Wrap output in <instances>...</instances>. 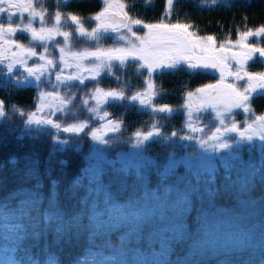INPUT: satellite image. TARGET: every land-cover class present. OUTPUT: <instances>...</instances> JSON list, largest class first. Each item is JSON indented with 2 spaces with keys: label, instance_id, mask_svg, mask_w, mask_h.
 Listing matches in <instances>:
<instances>
[{
  "label": "snow or ice",
  "instance_id": "1",
  "mask_svg": "<svg viewBox=\"0 0 264 264\" xmlns=\"http://www.w3.org/2000/svg\"><path fill=\"white\" fill-rule=\"evenodd\" d=\"M74 2L56 0L49 15L42 0H0V149L12 136L23 151L0 160V171L11 165L19 177L11 190L0 180V264H264V110L253 104L264 97V23L217 40L181 22V0H166L154 22L132 14L136 0H100L88 15L61 10ZM129 64L141 81L133 90L117 74ZM180 71L218 78L182 85L177 106L157 103L167 93L156 77ZM105 76L118 87H102ZM29 89L28 110L12 102ZM111 106L152 119L121 139L126 122ZM177 115L183 122L171 131L156 119ZM45 136L41 171L36 142ZM69 151L79 157L71 172L56 160Z\"/></svg>",
  "mask_w": 264,
  "mask_h": 264
},
{
  "label": "trees",
  "instance_id": "2",
  "mask_svg": "<svg viewBox=\"0 0 264 264\" xmlns=\"http://www.w3.org/2000/svg\"><path fill=\"white\" fill-rule=\"evenodd\" d=\"M128 3H132L133 0H127ZM166 0H150V6L144 7L146 0H136V8L133 10L134 15H139L141 18L154 22L160 18L163 13L165 7ZM233 7L230 9L226 8H218L215 11H200L194 5L192 0H181L179 4L176 5V12L179 14V19L181 22H189L195 25L196 30L199 31L201 35H215L217 40L223 39L229 33H231V38H236V30H243L247 27H256L259 24L264 23V0H232ZM100 0H75L68 8H64L62 11H77L80 14L88 15L94 13L99 9ZM54 11H49V15H51ZM185 14H187L185 16ZM245 17L247 20L245 21ZM177 18L176 13L173 15V20ZM112 43L111 40L105 41V45H110ZM74 44L77 47H85L90 45H85L81 41H77L74 38ZM58 55V53H56ZM118 75L121 76V80H129L132 89L141 86V81L135 76V68L133 65L129 64L126 72H118ZM217 76L211 75H192L190 76L185 71H180L175 74H166L163 76L156 77V83L163 88V90L167 93L162 98H158L157 103L167 102L172 104L173 106H177L181 102V93L183 91L182 85L189 84L191 88H195L200 86L203 83L215 82ZM102 87H118L114 80L109 79L107 76L101 82ZM92 85L89 84V88ZM0 95H3V90H0ZM34 95V89L24 90L21 92H13L12 93V102L17 103L19 106L24 107L25 110L32 105V96ZM259 99V98H257ZM257 99L254 100L253 104L256 110ZM79 101H77V106ZM263 103L261 102V107H263ZM112 114L113 118H122L126 122V131L124 132V137L126 138L130 133L138 127L143 126L145 129L148 127V123H143L145 121L150 122L151 117L147 113L138 114L136 108H121L119 106H111L108 109ZM10 115L12 113L10 112ZM86 113L83 111L80 112V118H85ZM236 118L239 121L243 119L237 116ZM159 119L161 124L165 126V131H171L172 126L174 125L177 129H179L181 123L183 122L182 116H174L171 120L164 119L163 117H156ZM202 119L205 123H210V116H202ZM72 117L69 116V122H71ZM11 123L13 125L20 124V120L13 117ZM4 129H0V132H3ZM18 134V133H15ZM63 138V137H62ZM25 143H29L25 141ZM16 141L12 136L9 137V148L8 149H0V160H4L10 152H17L15 148ZM85 150L87 149V140L84 141ZM120 147H126V145H120ZM36 148L39 152V158L41 161L40 167L41 171H43L44 164L48 159V151L51 148V138L50 136H45L41 138V141L36 142ZM161 149L158 145H152V154H156L160 152ZM18 156L23 155V151L17 152ZM78 154L69 151L68 153H58L56 160L59 159H67L68 165L66 166V170L68 172L72 171V165L75 160H77ZM247 158V157H245ZM19 168L24 167V161L21 159L18 165ZM54 172L53 178H60L59 168L60 165L54 161L53 163ZM11 165L4 168L0 171V180H3L5 177L7 178V186L8 189L17 186L19 181V177L13 175L10 171ZM50 185L48 180L45 178V188L44 191L47 193ZM63 192V186H61V193ZM2 195V193H0ZM260 195L259 189L253 191V196L258 197ZM220 203H225V201H220Z\"/></svg>",
  "mask_w": 264,
  "mask_h": 264
},
{
  "label": "rangeland",
  "instance_id": "3",
  "mask_svg": "<svg viewBox=\"0 0 264 264\" xmlns=\"http://www.w3.org/2000/svg\"><path fill=\"white\" fill-rule=\"evenodd\" d=\"M42 2L48 7L49 11H54L55 10L56 0H42ZM61 10H64V8L61 9ZM57 39H61V38H57ZM25 42H27V41H25ZM259 69H260V65L259 64L254 65L253 68H252V70H259ZM217 78H218V74H217ZM261 102L264 105V97H261V98L257 99V104H259V105H256V108L258 109L257 112H260V111L264 110V106L261 107ZM238 116L240 118L244 119L243 115H238ZM237 120H239V119L237 118Z\"/></svg>",
  "mask_w": 264,
  "mask_h": 264
}]
</instances>
